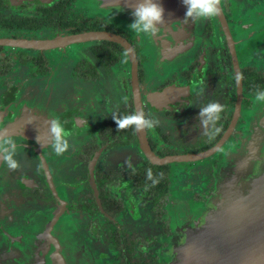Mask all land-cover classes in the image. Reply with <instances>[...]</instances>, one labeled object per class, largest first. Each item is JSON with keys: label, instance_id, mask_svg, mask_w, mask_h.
Wrapping results in <instances>:
<instances>
[{"label": "flooded vegetation", "instance_id": "af4514ba", "mask_svg": "<svg viewBox=\"0 0 264 264\" xmlns=\"http://www.w3.org/2000/svg\"><path fill=\"white\" fill-rule=\"evenodd\" d=\"M58 1L0 0V40L48 41L73 35L74 22H97L100 29L91 31L127 41L137 58L141 110L159 120L144 131L156 158L211 149L233 121L236 75L221 15L241 76L240 113L232 133L210 157L155 165L142 151L138 133L117 131L113 119L136 112L130 58L127 54L122 62L123 47L108 41L50 50L0 44V129L18 145L15 159L20 163L11 171L0 162V264H44L41 250L51 222L55 236L68 244L66 264H170V255H180L185 243L183 209L210 205L244 155L253 117L245 110L255 99L246 89L248 69L264 75V60L256 58L260 47L264 52V0H222L220 15L188 23L186 6L176 1L154 37L131 31L133 10L122 6L105 9L111 14L103 18L76 20L68 19L67 5L70 26L62 28ZM231 1L239 3L236 18ZM8 8L19 13L4 16ZM26 20L39 21V26L20 23ZM102 43L116 46H109L110 55L101 61L93 49ZM250 44L255 48L249 50ZM238 46L250 54L246 64ZM211 101L224 110L216 124L221 131L210 141L198 116L200 106ZM52 119L69 133L70 148L62 156L50 147L47 121ZM155 168L167 185L159 188L148 179V170L155 174Z\"/></svg>", "mask_w": 264, "mask_h": 264}, {"label": "water", "instance_id": "95a60500", "mask_svg": "<svg viewBox=\"0 0 264 264\" xmlns=\"http://www.w3.org/2000/svg\"><path fill=\"white\" fill-rule=\"evenodd\" d=\"M45 2L47 0H39ZM104 8L122 6L133 10L135 3L130 0H101ZM157 0L167 12L175 1ZM166 2V4H164ZM166 5V6H165ZM226 36L229 40L235 75L240 74L231 36L221 15ZM225 23V24H224ZM93 41H108L123 47L131 64V86L136 111L141 110L138 83L137 58L135 51L120 36L106 31H90L57 37L48 41L0 40V44L34 49L50 50L65 48L72 44ZM237 106L233 121L223 138L211 149L190 155L169 156L158 159L151 154L145 132L138 133L140 146L147 158L155 165L168 163H194L213 155L232 133L240 113L242 99L241 80L237 84ZM171 90H166L170 92ZM237 173L226 181L225 194L215 208L192 210L185 213L187 243L185 242L182 264H264V112L257 122L254 134L248 140L247 153L238 157ZM185 212H188L185 211ZM189 220L191 223L189 224ZM55 223L47 228L45 242L41 250L44 264H66L70 254L68 244L60 241L54 233Z\"/></svg>", "mask_w": 264, "mask_h": 264}, {"label": "clouds", "instance_id": "9594fccd", "mask_svg": "<svg viewBox=\"0 0 264 264\" xmlns=\"http://www.w3.org/2000/svg\"><path fill=\"white\" fill-rule=\"evenodd\" d=\"M186 6L184 22H197L211 19L221 14L222 0H182ZM164 8L157 0H136L132 16L134 20L129 24L128 28L136 34L146 36H156L161 25L165 24ZM127 61V53L124 54ZM236 82L239 84L241 80L240 74H237ZM126 99V98H125ZM255 101L264 103V91H256ZM224 108L218 101H211L204 106H200L199 122L203 126V135L211 141L221 131L216 126L221 118V113ZM113 119L117 125V131L132 128L136 133L144 132L145 130L154 129L158 126L159 120L153 117L150 113L145 114L139 110L129 115L117 117L113 115ZM28 123H32V118H29ZM50 147L56 156H62L69 150L70 144L68 140L69 133L63 127L59 119L47 121ZM39 140V135L37 136ZM18 145L6 129H0V162L7 165L11 171H16L20 168V163L15 156L17 155ZM127 163V161H126ZM148 179H153L151 169L148 170ZM155 183V181H153Z\"/></svg>", "mask_w": 264, "mask_h": 264}, {"label": "rangeland", "instance_id": "374dc122", "mask_svg": "<svg viewBox=\"0 0 264 264\" xmlns=\"http://www.w3.org/2000/svg\"><path fill=\"white\" fill-rule=\"evenodd\" d=\"M233 4L231 5L232 6V13L231 16H233L236 12L239 11V9H237V5L239 3H235V1H231ZM105 9H108V8H104L103 6H101V3H99L97 0H75L74 2H72L71 4H68L67 6V10H68V19H76V20H85V18L87 17H96V16H100L101 18L104 17V15H108V14H111V12H108V10H105ZM16 13H19V11H15V9H11V8H8L6 11H4V16H7L9 17L11 14H16ZM12 16V15H11ZM75 16V17H74ZM234 18H236V15H234ZM241 22V21H240ZM234 24H235V27H239L240 29V24L237 25V21L235 20L234 21ZM240 33L241 31H237L236 32V36H237V39L240 40L242 38V36L237 33ZM44 36V35H42ZM58 37H61L58 35ZM258 47H259V44H257ZM256 46V44H250L249 46V50L251 49H254ZM261 48V47H260ZM260 48L258 49V55H257V59H263L264 60V52L263 51H260ZM238 49H239V53L242 54L241 57H242V62L243 64H246L247 62H249V55L248 52H246L247 49L241 47V46H238ZM13 52V51H11ZM255 59V58H254ZM227 61V59H226ZM253 62V61H252ZM255 63V62H254ZM225 66L227 67V74H228V77H230V69H229V66H228V63L225 64ZM250 112V117L253 115L252 117V120H251V123L249 125V131H248V134L245 136V151L243 152L244 154L247 153V146H248V140L249 138H251L254 134V131H255V127L257 125V122L258 120L260 119L261 115H262V112H264V103H261V102H257L255 101L254 98L250 99L248 101V106L246 108L245 111H248ZM245 128L241 127V130L243 131ZM242 132H240L241 134ZM208 164H205V167L207 166ZM237 171H235L232 175L229 176V178H231L232 176L236 175ZM230 181V180H228ZM225 192V187H223V189L221 190V192L219 191L218 192V195L217 197H215L213 200L210 201V205H202V206H199V207H194L193 210H200V209H208V208H215L217 205H218V202L220 201V199L223 198L224 196V193ZM188 212H185L187 211ZM185 213H188L189 215L192 213V210H190V208H187L185 207L182 211V221L185 220ZM189 224L191 223V220H189ZM185 225H186V220H185ZM163 227H167L166 225V222H163ZM187 228V226H186ZM187 230V229H186ZM186 232V231H185ZM185 237L184 241L186 242L187 240V237H188V232L185 233L183 236L181 234V239ZM187 243V242H186ZM184 245L185 243L183 244L182 248H181V253L180 255L176 254V255H170L171 257H169V259L171 258L172 259V263L170 264H182V254H183V249H184Z\"/></svg>", "mask_w": 264, "mask_h": 264}, {"label": "trees", "instance_id": "16d2710c", "mask_svg": "<svg viewBox=\"0 0 264 264\" xmlns=\"http://www.w3.org/2000/svg\"><path fill=\"white\" fill-rule=\"evenodd\" d=\"M75 0H59L58 4H57V8L56 11L58 13V23L62 28H66L69 27V22L66 18L67 16V12H66V6L68 4H71L72 2H74ZM49 15V14H48ZM23 23V25H25L26 27H38L39 26V21H30V20H26L24 22H20ZM73 28H75L73 30L74 34L77 33H81L84 31H91V30H98L100 29L97 26V22H93L92 24H87V23H78V22H74L73 23ZM114 44L111 43H102L101 46L99 47H95L93 49L95 55L102 61L104 58L102 56H108L110 55V52L108 51L109 46H112ZM116 46V45H114ZM105 53V55H104ZM246 89L248 92H250L251 95H255L256 91H264V75L260 74V73H255L252 69H248V77H247V81H246ZM118 143H115L113 145H116ZM146 170V168H145ZM144 170V172H145ZM161 171L160 168H155L153 169V172L155 174L153 175V179L155 181L156 184H160L159 188L162 187V184H166L167 185V180L165 179V177H163L162 175L159 174V172ZM156 191H161L162 193H166V189L164 190H156Z\"/></svg>", "mask_w": 264, "mask_h": 264}, {"label": "bare ground", "instance_id": "6f19581e", "mask_svg": "<svg viewBox=\"0 0 264 264\" xmlns=\"http://www.w3.org/2000/svg\"><path fill=\"white\" fill-rule=\"evenodd\" d=\"M130 1L136 2V0H130ZM172 1H175V2L177 1V3H178L180 0H172ZM172 1H171V2H172ZM164 4H166V2H165ZM167 4H168V2H167ZM167 4H166V5H167ZM166 5H165V6H166ZM174 5H175V3H174V4L171 3V5H169L170 10H168V11H170V12L175 11L176 7H175ZM164 12H166V11H164Z\"/></svg>", "mask_w": 264, "mask_h": 264}, {"label": "crops", "instance_id": "0c3cea01", "mask_svg": "<svg viewBox=\"0 0 264 264\" xmlns=\"http://www.w3.org/2000/svg\"><path fill=\"white\" fill-rule=\"evenodd\" d=\"M78 46H79V45H78ZM73 49H75V50H76V49H77V45H76V46H74V48H73Z\"/></svg>", "mask_w": 264, "mask_h": 264}]
</instances>
